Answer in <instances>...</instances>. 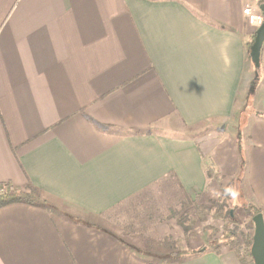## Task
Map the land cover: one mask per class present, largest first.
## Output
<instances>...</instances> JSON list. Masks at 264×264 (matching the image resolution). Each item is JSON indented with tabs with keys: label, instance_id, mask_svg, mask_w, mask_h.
Segmentation results:
<instances>
[{
	"label": "crops",
	"instance_id": "1",
	"mask_svg": "<svg viewBox=\"0 0 264 264\" xmlns=\"http://www.w3.org/2000/svg\"><path fill=\"white\" fill-rule=\"evenodd\" d=\"M263 2L0 0V184L39 195L0 207V264H241L189 216L239 171L264 207Z\"/></svg>",
	"mask_w": 264,
	"mask_h": 264
},
{
	"label": "rangeland",
	"instance_id": "2",
	"mask_svg": "<svg viewBox=\"0 0 264 264\" xmlns=\"http://www.w3.org/2000/svg\"><path fill=\"white\" fill-rule=\"evenodd\" d=\"M247 6L251 8L250 4H247ZM261 70L263 71V68ZM217 123L218 124L212 122L205 126H195L193 130H189L188 132H193L192 134H194L196 137H200L199 135L206 131V126H209V132L211 136L215 137L216 135H218V131L216 129H220L222 127V125L220 124L221 121H217ZM177 128L180 130L181 125L175 126L174 130L176 132ZM241 129L242 126H239V130ZM197 130L200 131L197 132ZM239 137L240 134H238L237 139H239ZM237 148L239 149V151L241 150V146L239 147L238 142ZM241 165H243V163H241ZM210 170L214 171L212 168H210ZM210 177L217 178L218 180V177H220V175L215 172H212ZM241 177L242 172L239 171L235 176L230 179L229 182L227 181L228 183L226 182L225 185H221L220 183L218 185L217 183H215L217 188L214 190L215 192L211 191V196L216 199H209L205 206H196L193 211L194 213L189 217L193 219L190 224L196 225V231L201 232L202 230H204L205 233L208 234L209 242L207 244L211 243L208 247L212 248L213 246L214 249V247H216L217 239L226 241L227 244L233 247L232 248L228 245L229 248H232L234 252L236 250V253L239 252V257L246 264H248L247 261L249 257H247L245 253L248 248V246H246V241L248 239V236H252L254 226L251 220V216L245 212V208H248L249 204L251 203H249L248 200H245L242 194L243 191L240 189L239 184ZM230 189L237 190L238 195L235 198H233V196L231 195V192L229 191ZM206 250L207 248H203L202 252ZM197 252L201 251H194V253Z\"/></svg>",
	"mask_w": 264,
	"mask_h": 264
},
{
	"label": "trees",
	"instance_id": "3",
	"mask_svg": "<svg viewBox=\"0 0 264 264\" xmlns=\"http://www.w3.org/2000/svg\"><path fill=\"white\" fill-rule=\"evenodd\" d=\"M254 38V34L251 37V40L248 43V49L250 44L252 43V40ZM262 49V48H261ZM261 53V52H260ZM260 68V66L258 68H255L256 71H258ZM258 73V72H257ZM258 78H255L251 84V86L255 85V82L257 81ZM240 137L239 139H237L238 145L240 147ZM207 176H211L212 174V170L207 169ZM17 202H24V203H35V202H39V195L37 193V191L35 189H33V187L29 186L25 189L20 188V187H16L11 185L10 183H2L0 184V207L7 205V204H11V203H17ZM245 212L251 216V220L252 217L257 214V213H262L264 214V207H261L259 205H252L249 204L248 208H245ZM220 241L223 244H227L226 241L217 239L216 243ZM212 242V241H211ZM248 248L246 250V256L249 257L247 263L251 264L253 263L251 254H250V247H251V243H252V236H248V239L246 241ZM231 244V243H230ZM229 244H227L228 246ZM231 246V245H229ZM228 246V247H229ZM232 247V246H231ZM233 248V247H232ZM231 248V249H232ZM198 251L202 252V248L197 249ZM235 250V249H234ZM200 253V252H197ZM236 253V250H235ZM181 254L180 252H178V255ZM237 257L240 259L241 264H246L239 256V252L236 253Z\"/></svg>",
	"mask_w": 264,
	"mask_h": 264
},
{
	"label": "water",
	"instance_id": "4",
	"mask_svg": "<svg viewBox=\"0 0 264 264\" xmlns=\"http://www.w3.org/2000/svg\"><path fill=\"white\" fill-rule=\"evenodd\" d=\"M263 21L255 30L253 41L249 47V57L255 68L260 66V52L264 43V2L259 5ZM253 234L250 254L253 264H264V218L262 213L252 217Z\"/></svg>",
	"mask_w": 264,
	"mask_h": 264
},
{
	"label": "built area",
	"instance_id": "5",
	"mask_svg": "<svg viewBox=\"0 0 264 264\" xmlns=\"http://www.w3.org/2000/svg\"><path fill=\"white\" fill-rule=\"evenodd\" d=\"M243 13L246 17L247 23L251 26L257 28L263 21V17L259 9H251L249 7H245L243 9Z\"/></svg>",
	"mask_w": 264,
	"mask_h": 264
},
{
	"label": "clouds",
	"instance_id": "6",
	"mask_svg": "<svg viewBox=\"0 0 264 264\" xmlns=\"http://www.w3.org/2000/svg\"><path fill=\"white\" fill-rule=\"evenodd\" d=\"M229 191L231 192V195L233 196V198H235L238 195V192L236 189H230Z\"/></svg>",
	"mask_w": 264,
	"mask_h": 264
}]
</instances>
